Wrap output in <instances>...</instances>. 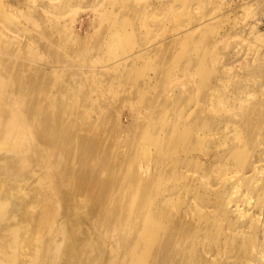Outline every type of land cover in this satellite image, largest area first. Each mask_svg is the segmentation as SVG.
<instances>
[{"label": "rangeland", "instance_id": "obj_1", "mask_svg": "<svg viewBox=\"0 0 264 264\" xmlns=\"http://www.w3.org/2000/svg\"><path fill=\"white\" fill-rule=\"evenodd\" d=\"M75 37L78 40L70 43ZM146 47L154 50L152 61L146 53L136 63L124 62L116 68L110 65L127 52ZM71 65L84 70L80 83H83L85 94L76 90L74 78L66 76L67 67ZM102 65L110 66L106 71L94 70L101 69ZM129 73L135 78H127ZM127 80L131 92L113 94L121 90L118 85ZM47 95L54 100H44ZM40 100L46 102L41 107L43 114L47 110V114L51 113V109L57 114L50 126L59 124L56 118L64 110L54 104L57 100L72 102L76 109L66 113L68 118L62 124L72 126L70 117L75 115L77 124L74 125L83 126L94 121L110 127L107 146L114 150L124 149L119 153L111 152L110 160L115 158L127 164L126 177L130 178L140 169L143 157L130 162L131 153L125 152L136 149L139 155L150 153L155 157L163 147L155 144L154 139L169 138V123L173 118H189V126L195 130L201 126L216 131L229 130L228 139L234 146L253 150L247 161L256 171L250 179L237 180L235 188L242 195L240 207L245 208L247 214L243 217L218 214L215 202L211 203L214 209L209 210L223 227L230 223L238 228L241 246L245 250L253 248L259 264H264V243H258L264 233V0H0V153L14 146L13 141L30 140L37 147L41 143L36 141L40 139H59L56 134L37 127L35 113L41 105L37 104ZM136 117L145 123L132 129ZM124 127H130L131 131ZM94 132L97 134L100 130ZM127 132L134 133L124 137L129 134ZM47 134L50 135L46 137ZM68 138L70 136L65 139ZM124 138L132 142H121ZM216 139L209 138L189 154L178 150L183 158L190 159L188 156H191L192 163L188 166L178 163L170 176L167 172L161 184L167 188L166 196L173 194L171 189L175 188L178 192L173 198L205 196L212 201L218 200L214 195L216 192L209 190L221 188L225 192L231 188V178L245 173L246 169L239 162L229 159H223L216 167L217 171L212 168L209 154L216 148ZM165 151L169 156V146ZM16 153L10 151L7 156ZM57 154L52 149L34 152L31 161L47 166V177L50 179L56 174L65 190L73 189L75 179L60 175L54 168ZM99 156L96 152L95 157ZM1 162L0 167L11 163ZM101 162L91 161L89 170L97 164L95 174L103 171ZM64 164L65 171L69 167L73 169L72 163ZM25 165L26 173L20 175L23 180L13 182L0 175V207L3 206L7 214L5 203L9 204L10 211H21L19 216V212L14 217L7 216L6 221L20 225L25 213H34L29 218L37 220L39 211L43 212V204L51 202L54 208L51 216H55L57 227H68L69 233L72 229L75 232L81 229V224L74 222L93 200L79 196L78 210L65 215L69 201L58 197L69 195L68 192L50 191L57 187L51 181L47 184L49 192L44 193L51 200L44 198L46 196L39 193L37 183L42 176L30 174L31 164ZM145 166L152 173L161 172L163 168L153 160ZM109 172L100 177L105 181L99 182V187L103 189L104 201L110 203L120 194L121 186ZM25 178L30 180L29 184ZM36 225L32 226L33 231ZM116 227L115 223L111 224L106 236L108 243H111ZM51 232L48 231L45 237ZM55 234L51 233L58 239L50 243L45 255L43 243H0L3 260L0 264L33 263L29 256L37 257L39 253L41 260L33 264H68L65 255L68 245L62 243L65 235L58 237ZM13 250L14 259L10 257ZM49 252L51 256H48ZM208 258L212 264L222 261L217 257ZM236 260L234 256L231 264H237ZM113 264H118V260L114 259Z\"/></svg>", "mask_w": 264, "mask_h": 264}, {"label": "bare ground", "instance_id": "obj_2", "mask_svg": "<svg viewBox=\"0 0 264 264\" xmlns=\"http://www.w3.org/2000/svg\"><path fill=\"white\" fill-rule=\"evenodd\" d=\"M76 40H78V37L73 38L70 43ZM148 49L146 47L127 52L125 55L116 58L110 65L116 68L123 65L124 62L136 63L146 53L149 54L148 60L152 61L154 59V50ZM59 56L61 57V55ZM110 65H102L100 66L102 67L101 69L94 70L106 71ZM53 69L57 70V67L53 66ZM67 69L68 75L66 76H70L71 79L74 78L76 80V90L82 92L84 86L80 81H82L84 70L72 65L67 67ZM127 76L129 79L133 76L135 78V75L130 73ZM127 83L128 80L121 83L118 85V89L121 88V90L117 92L112 90L111 93L114 92L113 94L118 95L131 92ZM112 87H115V85H112ZM48 96L44 100H54L51 97L48 98ZM127 101L136 102L132 99H127ZM37 102V104L41 103L36 110V116L34 114L38 121L37 127L43 132L47 131V133L56 134L59 139H40L36 141L41 143L37 147L33 146L34 144L32 145L30 140L13 141L11 144H14V146L11 145L10 148L0 153V161L11 162L0 167V175L6 176L14 182L22 178L20 177L21 174L26 173L24 170L25 164H31V172L29 173L42 176V178L37 179L39 193L46 196L45 194L50 190L47 184L51 181L55 182L57 187L52 188L50 191L54 190L56 193L68 192L69 195L58 197L60 200L69 201V207L65 211V215L74 214V211L78 210L79 196L90 197L93 202L91 205H84L85 213L82 216H78V218L76 217L77 221L74 222L81 224L82 228L78 230L81 235H78V231L75 232L74 229L69 233L68 227L63 229L57 227L55 216H51V211H54L51 202L43 204V212L40 213L39 211L40 217L37 220L29 218L34 213H25L24 220L20 225L6 221L7 216L8 218L14 217L19 210L12 209L13 211H10L8 208L9 204L5 203L4 205L9 213H6L3 206L0 207V243H43L42 245L45 247L43 255H45L49 246H51L50 243L58 239L51 235V233L56 232L55 235L58 237L61 234L65 235L62 243H67L68 245L65 250L68 264H75V262L77 264H113L114 259L118 260V264H212L208 257L221 258L222 261H219L218 264H231V259L234 256L237 257V264H259L255 250L253 248L245 250L241 246V233L237 230L238 228H234L230 223L228 227H223L222 223L214 220L212 212L209 210L210 208L214 209L211 203L215 202L218 214L227 217L230 214L241 217L247 214L246 209L240 207L242 205L240 202L242 195L235 188L237 180L250 179L251 175L256 171L255 166H252L251 162L247 161L248 155L253 150H245L237 145L234 146L231 139H228L229 130L216 131L205 126L195 130L189 126V118H173L171 123H169V138L154 139L155 144L163 147L155 157L150 156V153L139 155L136 149L125 152L131 153L130 162L143 157L140 169L135 171L133 177L130 178L126 177L128 174L126 171L127 164L122 163V161L118 162L115 158L110 160L111 152L119 153L124 151L122 148L114 150L107 146L110 141L107 140L108 134L112 130L110 127L102 126L94 121H88L83 126L74 125L77 124L75 115L70 117L72 126L69 127L66 124H62L68 118L66 113H73L76 109H74L72 102H57V100L54 101V104L58 105V109L63 108L64 110L56 118L59 119V124L50 126V121L57 114L52 109L49 110L51 113L47 114V110L43 114L41 107L46 102L41 100ZM29 109L30 107L27 108V110ZM44 110L46 109L44 108ZM94 110L97 111L96 109ZM9 111L14 112V110ZM99 111L100 109L97 112ZM143 123L145 122L136 117L132 124V129L143 126ZM119 127L123 128L122 125ZM197 127L195 126V128ZM235 128L239 129V126L236 125ZM95 129L100 130V132L96 134L94 132ZM124 129L131 131L130 127H124ZM127 133L129 134H124V137H129L134 132ZM89 134L100 136V138L88 136ZM49 135L47 134L46 137ZM66 136H70V138L65 139ZM236 136L238 138L239 135ZM213 137L218 138V140L216 139V148L209 154L212 168L217 171L216 167L218 164L223 159H229L239 162V165L246 169L244 170L245 173L238 178H231L229 180L231 188L225 192L221 188H217L216 191H213V188L212 191L209 190L211 193L216 192L214 195L218 200L212 201L211 198L208 199L205 196L195 199H189L187 196L173 198V194L178 192L175 188L171 189L173 194L170 193L169 196H166L164 192L167 188H163L161 184L168 175L167 172L169 171L170 176L172 169L178 163L186 166L192 163L191 156H188L190 159L183 158L178 150L182 152L185 150L187 154L189 152L192 153L197 145L204 144L206 140ZM133 138L134 143H137L136 138ZM121 142L126 144L132 141L124 138ZM237 142L240 141L237 139ZM50 145H57L58 147L49 148ZM167 146H169V156L165 151ZM51 149L58 153L55 156L57 166H54L55 170L60 175L65 174V177L70 175L75 179L76 182H74L73 189L65 190V188L60 186L62 181L58 179L56 174L50 179L47 177V166L31 161L34 152H48ZM10 151H17L18 153L8 157L7 154ZM96 152L100 153L101 156L95 157ZM107 153L109 156L106 155ZM168 159L169 164L167 163ZM99 160L102 161L101 166L104 169L103 171H98L96 174L99 176L96 177L97 164L92 165V172L89 170V163ZM150 160L157 161L159 165L162 164V171L152 173L145 166V163ZM67 162L72 163L70 166H73V169H69V167L65 171L64 163ZM108 171H111L109 173L118 179L121 186L119 189L120 194L115 197V201L110 203L104 201L101 195L103 189L99 187V182L105 181L101 180L100 177L106 175ZM204 175L206 176V174ZM25 179L29 184L30 180ZM44 198L51 200L48 195ZM37 203H39V200ZM17 205L21 206V204ZM112 223H115L117 227L112 239L113 242L108 243L106 236ZM35 224L37 225L36 228L34 226L35 230L33 231L32 226ZM48 231L53 232L48 233L45 237ZM259 239L258 243H264V233ZM54 253V251H51V255H54ZM14 254L15 250L10 253L12 259L16 257ZM43 255L42 258L44 257ZM51 255L49 252L48 256ZM29 258L33 260V263L41 260L40 253L37 257L29 256ZM2 262L3 260L0 258V263ZM33 263L30 262L29 264Z\"/></svg>", "mask_w": 264, "mask_h": 264}]
</instances>
